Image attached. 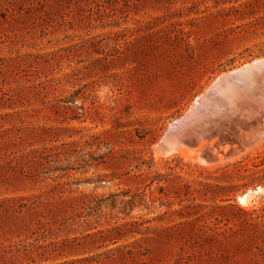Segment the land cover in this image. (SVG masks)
Masks as SVG:
<instances>
[{"label":"rangeland","instance_id":"rangeland-1","mask_svg":"<svg viewBox=\"0 0 264 264\" xmlns=\"http://www.w3.org/2000/svg\"><path fill=\"white\" fill-rule=\"evenodd\" d=\"M262 58L264 0H0V264H244L224 233L264 210L238 172L264 141L157 144Z\"/></svg>","mask_w":264,"mask_h":264},{"label":"water","instance_id":"water-1","mask_svg":"<svg viewBox=\"0 0 264 264\" xmlns=\"http://www.w3.org/2000/svg\"><path fill=\"white\" fill-rule=\"evenodd\" d=\"M229 87L237 92L228 94ZM263 141L264 58L219 76L157 147L169 155L183 146L199 149L206 142L199 150L200 161L216 164Z\"/></svg>","mask_w":264,"mask_h":264},{"label":"trees","instance_id":"trees-1","mask_svg":"<svg viewBox=\"0 0 264 264\" xmlns=\"http://www.w3.org/2000/svg\"><path fill=\"white\" fill-rule=\"evenodd\" d=\"M256 169H252L247 165L238 169L242 178L254 177L257 171L263 170L264 155L261 163L254 165ZM258 168V169H257ZM245 173V174H244ZM262 184L261 180L252 179L250 184ZM228 200H231L230 198ZM227 207H237L236 204H230ZM239 221L237 227L230 226L224 233L225 239L232 241L237 250L243 255L244 264H264V210L246 209L238 207ZM236 226V225H235Z\"/></svg>","mask_w":264,"mask_h":264},{"label":"bare ground","instance_id":"bare-ground-1","mask_svg":"<svg viewBox=\"0 0 264 264\" xmlns=\"http://www.w3.org/2000/svg\"><path fill=\"white\" fill-rule=\"evenodd\" d=\"M233 87H229L228 89H227V92H228V94H232V93H235V92H237V91H235L234 90V88L232 89ZM232 89V90H231ZM182 151V150H181ZM186 152V151H185ZM187 153V152H186ZM182 154H183V152H182Z\"/></svg>","mask_w":264,"mask_h":264}]
</instances>
